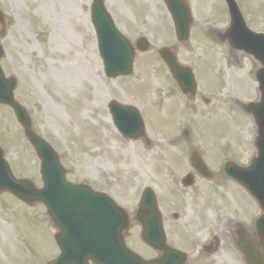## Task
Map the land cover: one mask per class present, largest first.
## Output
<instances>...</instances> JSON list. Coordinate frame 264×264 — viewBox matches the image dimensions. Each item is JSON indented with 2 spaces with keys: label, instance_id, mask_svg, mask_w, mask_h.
Listing matches in <instances>:
<instances>
[{
  "label": "rangeland",
  "instance_id": "obj_1",
  "mask_svg": "<svg viewBox=\"0 0 264 264\" xmlns=\"http://www.w3.org/2000/svg\"><path fill=\"white\" fill-rule=\"evenodd\" d=\"M237 1L248 26L264 33V0ZM92 2L0 0L8 22L0 40L5 52L1 67L16 79L15 99L27 109L35 132L60 156L69 181L106 192L130 216L144 188L151 187L168 241L191 254L188 264H245L220 221L224 216L228 223L248 225L258 207L242 188L222 178L221 167L231 159L248 165L256 153L254 122L239 102L259 98L257 64L232 54L214 36L229 23L223 0H189L194 25L188 44L178 45L177 54L196 70L198 97L182 118L175 110L185 100L158 55L161 48L177 43L164 1L104 0L123 34L133 43L144 37L151 46L137 53L132 75L118 79L104 73L91 21ZM203 97L209 105H203ZM111 100L140 110L148 141L130 142L118 132L108 110ZM184 129L190 131L189 142L181 137ZM0 145L15 175L41 188L39 159L4 106ZM192 149L204 157L216 179L198 180L185 189L180 182L191 170ZM214 228L221 231L222 244L213 257L205 258L197 247ZM140 230L137 222L131 223L129 248L144 258L156 256L141 241ZM56 232L42 204L28 207L9 193L0 196V264L53 261L59 255Z\"/></svg>",
  "mask_w": 264,
  "mask_h": 264
},
{
  "label": "water",
  "instance_id": "obj_2",
  "mask_svg": "<svg viewBox=\"0 0 264 264\" xmlns=\"http://www.w3.org/2000/svg\"><path fill=\"white\" fill-rule=\"evenodd\" d=\"M174 20L178 39H189L192 17L186 0H165ZM230 16V25L217 39L228 43L232 53H243L258 64L255 77L259 83L260 100L243 105L256 125L257 149L248 167H240L228 162L224 173L242 185L259 203L262 215L256 222V239H241L239 247L249 264H264V34L251 31L236 0H225ZM92 19L95 26L105 73L110 78L130 75L133 70L135 49L117 30L110 14L104 7V0H95L92 6ZM0 23L5 25L0 11ZM5 32L3 27L2 33ZM140 51L148 50L142 40L137 45ZM160 56L168 65L176 81L185 92L194 91L195 81L190 69L180 67L174 53L167 48ZM3 49L0 45V60ZM14 78L6 79L0 68V104L11 106L25 129L30 142L35 146L42 160L44 189L37 190L29 180H18L10 171L0 149V194L11 192L20 200L46 205L53 225L58 228L56 241L61 256L49 264H185L186 255L166 244L161 214L155 194L146 189L139 205L135 220L143 225L142 239L155 250L163 253L157 260L145 261L126 247V231L129 229L128 214L104 194L93 192L88 186L74 185L66 178L57 154L32 130V123L26 110L15 100ZM114 121L118 129L130 140L145 138L144 123L133 107L110 103ZM194 166L203 172V163L196 160ZM204 176L211 177L204 164ZM263 252V254H262Z\"/></svg>",
  "mask_w": 264,
  "mask_h": 264
},
{
  "label": "flooded vegetation",
  "instance_id": "obj_3",
  "mask_svg": "<svg viewBox=\"0 0 264 264\" xmlns=\"http://www.w3.org/2000/svg\"><path fill=\"white\" fill-rule=\"evenodd\" d=\"M180 63H182V61H180ZM182 64H184V63H182ZM197 97H198V94H197V96L193 99V101H190L189 100V98L188 97H186V96H183V98L185 99V101L186 102H183V106H181L180 107V111H185L186 110V106L187 105H192V104H194V103H196L197 102ZM175 99H176V95H175ZM203 99V105H204V97L202 98ZM181 103V102H180ZM179 103V104H180ZM175 112L177 113V110H175ZM198 180H201L202 182H204V178H201V177H197V178H195V183L198 181ZM242 213H243V215H244V210L242 211ZM240 214H241V212H240ZM232 215V218L234 219L235 217L233 216V214H231ZM223 218L221 219V221H220V226L222 227V229H223V227H225V229H227V232H228V235H229V237H231V240H232V243L231 244H233L232 246H234L235 247V241H234V239H235V237H238V231H239V225H237L238 223H242V222H240V221H233V222H227V220H228V218L227 217H224V216H222ZM240 217V216H239ZM243 217H248L247 215H244ZM251 222L248 224V225H250V226H248V225H246V227L248 228V231L249 232H251V230H250V228H252L251 226L254 224V216H252V218L251 219H249ZM242 224H244V223H242ZM213 234L211 235V236H209V238H210V240L211 239H213L215 236H217V237H219L220 239H221V243H220V246H221V244H222V236H221V231H218V230H216L215 228L213 229V232H212ZM209 235V234H208ZM220 250V249H219ZM218 250V251H219ZM206 252L204 253V257L205 258H211V257H213L214 256V254H216L218 251H215L213 254H211V255H209V254H206V253H208V251H211L212 252V248H208L207 250H205ZM213 255V256H212Z\"/></svg>",
  "mask_w": 264,
  "mask_h": 264
}]
</instances>
